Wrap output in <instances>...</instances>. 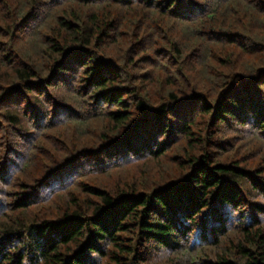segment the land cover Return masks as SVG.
Segmentation results:
<instances>
[{"label":"trees","instance_id":"16d2710c","mask_svg":"<svg viewBox=\"0 0 264 264\" xmlns=\"http://www.w3.org/2000/svg\"><path fill=\"white\" fill-rule=\"evenodd\" d=\"M0 264H264V0H0Z\"/></svg>","mask_w":264,"mask_h":264}]
</instances>
